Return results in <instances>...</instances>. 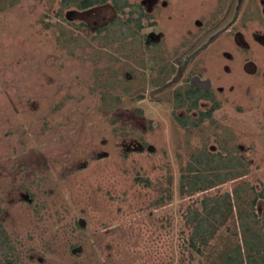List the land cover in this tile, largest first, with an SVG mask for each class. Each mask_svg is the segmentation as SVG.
I'll return each instance as SVG.
<instances>
[{
	"label": "rangeland",
	"instance_id": "1",
	"mask_svg": "<svg viewBox=\"0 0 264 264\" xmlns=\"http://www.w3.org/2000/svg\"><path fill=\"white\" fill-rule=\"evenodd\" d=\"M119 1L0 0V264H212L240 241L236 211L203 255L188 212L236 188L264 196V12L245 21L243 0L233 32L179 82L184 47L222 18L219 0H125L141 30ZM196 75L219 107L182 129L199 113L176 112L171 95ZM197 171L243 176L182 195ZM263 212L260 197L264 233Z\"/></svg>",
	"mask_w": 264,
	"mask_h": 264
},
{
	"label": "trees",
	"instance_id": "2",
	"mask_svg": "<svg viewBox=\"0 0 264 264\" xmlns=\"http://www.w3.org/2000/svg\"><path fill=\"white\" fill-rule=\"evenodd\" d=\"M111 0H61V6L72 5L78 9L85 10L91 7L99 6L108 3ZM131 7L126 1H119L116 3V9L122 13L125 7ZM134 12L130 13L129 21H134L137 29H141L143 14L140 13L137 19L133 17ZM137 32V31H136ZM128 34H133L128 32ZM194 93H192L193 95ZM191 93L187 95L188 100L192 99ZM191 101V100H190ZM195 102H197L194 99ZM215 109V108H214ZM212 115V111L206 114L207 117ZM193 170V167H190ZM233 175L232 173H217L212 177L201 175L197 171L190 179L182 178V195L192 196L198 193L209 191L219 185H222L229 180L242 177ZM186 179V181H185ZM245 191V187L236 188L233 193H227L221 197H214L212 199L206 198L202 200V211L194 209L188 212L187 223L193 228L191 234L190 244L192 248L200 255H203L204 249L209 247L211 241L217 236L220 228L224 226L230 219L236 218L238 223V231H235V226L231 234L234 237H240V241L233 242L232 245L226 246L219 255L218 261H213L212 264H264V233L262 226H259L261 218L255 213V208L258 204L259 198H263L262 193L256 194L245 200L241 197V192ZM234 202L236 205H234ZM249 206V214L247 211ZM262 219L264 221V212ZM9 245L7 234L0 228V248ZM2 248V249H3Z\"/></svg>",
	"mask_w": 264,
	"mask_h": 264
},
{
	"label": "flooded vegetation",
	"instance_id": "3",
	"mask_svg": "<svg viewBox=\"0 0 264 264\" xmlns=\"http://www.w3.org/2000/svg\"><path fill=\"white\" fill-rule=\"evenodd\" d=\"M236 1H237V5L234 9V15H233L231 21L228 22V24L224 27V29L222 31H220L216 35L212 36L205 45L200 47L198 50L192 52L193 48L197 45L198 41L201 38H203L206 34H209L211 31L216 29V27L218 25H220L222 22L225 21L226 17L231 13V11L233 9V5ZM219 2H220V6H219V9L216 11L215 14L217 17V12H219L220 14L222 13V15H223L222 18L219 19L218 21H216L214 23V26H212L209 30H207L205 32V34H203L195 43H193L192 45L190 44L191 47H190V45L184 47V49L186 51L183 53V55L180 59V69L179 70L181 73V77L178 76L179 78L177 79V81L182 82L183 79L187 78V76H185V74L187 73V68L190 65L191 61H193L197 56H200L201 53L204 52L206 49H208L212 44L214 45V43H216V41L219 40L223 35H226V34L228 35V33L233 32L236 24L238 23L239 18H240L239 17L240 12H241L242 5H243V0H219ZM131 6H134V5H131ZM125 8H131V7L127 6ZM131 9L132 10L129 13H131V12L133 13L136 11V7H133ZM261 10L264 12V10L262 9L261 6H259V4L255 3V1L251 3V1L249 0L247 7H246V10H245L244 20L250 21L255 17L257 19H261V12H262ZM124 12L125 11L123 10L122 13H124ZM140 13H142V11L139 12V14ZM149 17H151V15ZM127 21L129 22V19H127ZM142 21H143V19H142ZM133 23H135V22H133ZM135 27H136V25H135ZM141 29H139V30H141ZM234 41L236 42L235 39H234ZM247 48L248 47H244L243 50H245V51L249 50L250 51V49L249 48L247 49ZM161 72H163V71H161ZM211 89H212L211 81L203 79L200 75H196V76L191 77L188 82H186L185 84L179 85L178 87H176L174 89V91L171 95L173 110H175L176 112L184 111L185 113H187V112L193 113V111L194 112L198 111V113H199L198 118L195 120H191V118H189L187 116H184L183 118L177 119V121H180V122H181V120H184V121H186V119L190 120V122L187 124H184V125L179 124L180 127H183L182 129L187 128L189 126L199 125L201 122H203V119L205 117H207L206 114L210 111H212V115L208 118L213 117L215 109H217L219 106L215 100H212ZM189 93H191V95H192V93H194L192 95L193 98L190 100L193 101L195 99L197 101L196 106H191L190 100H188V98H187V95ZM202 101H210L211 103H213L210 110L205 111V112H202L199 110V106H200V103ZM200 119H202V120L199 123H197V121Z\"/></svg>",
	"mask_w": 264,
	"mask_h": 264
},
{
	"label": "water",
	"instance_id": "4",
	"mask_svg": "<svg viewBox=\"0 0 264 264\" xmlns=\"http://www.w3.org/2000/svg\"><path fill=\"white\" fill-rule=\"evenodd\" d=\"M236 5H237V1L234 3L233 9H232L231 13L226 17L225 21L222 22L220 25H218L216 27V29H214L213 31H211L209 34H206L203 38H201L198 41L197 45L193 48V51L192 52L198 50L200 47H202L203 45H205L212 36L216 35L218 32H220V31H222L224 29V27L228 24V22L231 21L233 15H234V9H235Z\"/></svg>",
	"mask_w": 264,
	"mask_h": 264
}]
</instances>
